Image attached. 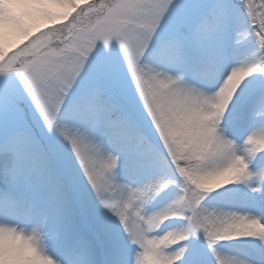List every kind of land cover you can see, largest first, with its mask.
<instances>
[{
  "label": "snow or ice",
  "instance_id": "1",
  "mask_svg": "<svg viewBox=\"0 0 264 264\" xmlns=\"http://www.w3.org/2000/svg\"><path fill=\"white\" fill-rule=\"evenodd\" d=\"M0 18V220L51 264H264V0Z\"/></svg>",
  "mask_w": 264,
  "mask_h": 264
},
{
  "label": "clouds",
  "instance_id": "2",
  "mask_svg": "<svg viewBox=\"0 0 264 264\" xmlns=\"http://www.w3.org/2000/svg\"><path fill=\"white\" fill-rule=\"evenodd\" d=\"M12 7L3 5L5 12ZM9 27L7 19L0 18V48L6 45ZM46 247L47 236L37 225L0 220V264H51Z\"/></svg>",
  "mask_w": 264,
  "mask_h": 264
},
{
  "label": "rangeland",
  "instance_id": "3",
  "mask_svg": "<svg viewBox=\"0 0 264 264\" xmlns=\"http://www.w3.org/2000/svg\"><path fill=\"white\" fill-rule=\"evenodd\" d=\"M228 243H231V242H228ZM225 251H228V249H225Z\"/></svg>",
  "mask_w": 264,
  "mask_h": 264
}]
</instances>
